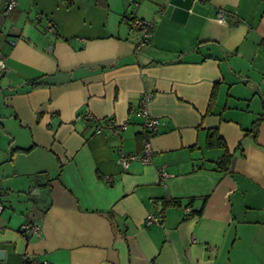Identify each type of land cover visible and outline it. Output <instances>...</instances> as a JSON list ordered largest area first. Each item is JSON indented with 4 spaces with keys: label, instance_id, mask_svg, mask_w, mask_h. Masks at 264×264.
<instances>
[{
    "label": "crops",
    "instance_id": "1",
    "mask_svg": "<svg viewBox=\"0 0 264 264\" xmlns=\"http://www.w3.org/2000/svg\"><path fill=\"white\" fill-rule=\"evenodd\" d=\"M16 1L0 0V264H264V0ZM143 94L153 154L124 167Z\"/></svg>",
    "mask_w": 264,
    "mask_h": 264
},
{
    "label": "built area",
    "instance_id": "2",
    "mask_svg": "<svg viewBox=\"0 0 264 264\" xmlns=\"http://www.w3.org/2000/svg\"><path fill=\"white\" fill-rule=\"evenodd\" d=\"M132 2L137 3L138 0H131ZM17 4L16 0H6V6H5V13H9ZM216 17L218 19H222L223 13L222 10H219L216 14ZM132 25L137 27L141 31V41H146L150 35H151V29H152V23L150 21L140 19L137 17L132 18ZM11 44H14V41L10 42ZM0 68L5 69V57L4 55L0 59ZM149 99L148 94H143L139 100V106L136 111L138 115H141L144 118V130L146 134L144 135L142 139V146L139 153H132L129 155H126L124 153H120L118 156V161L125 167L129 163V161L133 159H139L142 162H149L151 160L153 150L150 142V135L157 129L159 120L155 116H152L147 108H146V102ZM120 126L122 128L125 127L124 123H113L111 126ZM102 130V126L99 125L96 129V132H100ZM161 174L164 176L165 173L161 172ZM158 217L153 214L149 213L146 216V223L150 222H157ZM23 230L26 233L36 234L37 236L40 234V227L36 222H31L30 224H25L23 226Z\"/></svg>",
    "mask_w": 264,
    "mask_h": 264
},
{
    "label": "trees",
    "instance_id": "3",
    "mask_svg": "<svg viewBox=\"0 0 264 264\" xmlns=\"http://www.w3.org/2000/svg\"><path fill=\"white\" fill-rule=\"evenodd\" d=\"M69 1V0H67ZM29 82L32 83V85L36 86V85H44V84H49L48 82L41 80L39 78H33L31 80H29ZM262 118H264V116H258L252 123L251 127H250V131H252L254 134H256L257 130H258V125L260 123V121L262 120ZM217 140V143H219V145H224L222 140L218 137L217 132L215 130H210L209 134H208V138H207V144L208 145H212L214 144V141ZM231 158V153H229L226 149L224 150V153L222 154V156L217 160L216 164L217 167L221 170L224 171H228L229 170V161ZM206 200V196L203 197L202 203L200 205V207L196 210H193L190 212V214H196V213H201L203 205L205 203ZM178 201L176 200H167V202H165V205H175ZM188 214V215H190Z\"/></svg>",
    "mask_w": 264,
    "mask_h": 264
},
{
    "label": "water",
    "instance_id": "4",
    "mask_svg": "<svg viewBox=\"0 0 264 264\" xmlns=\"http://www.w3.org/2000/svg\"><path fill=\"white\" fill-rule=\"evenodd\" d=\"M3 257V250H0V258Z\"/></svg>",
    "mask_w": 264,
    "mask_h": 264
}]
</instances>
